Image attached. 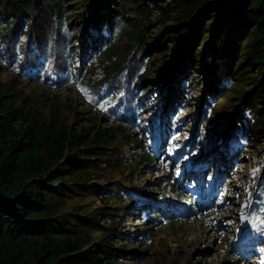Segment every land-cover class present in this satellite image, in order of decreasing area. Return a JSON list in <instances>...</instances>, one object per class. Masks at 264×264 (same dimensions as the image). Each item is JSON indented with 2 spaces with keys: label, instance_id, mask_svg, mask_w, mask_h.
<instances>
[{
  "label": "trees",
  "instance_id": "obj_1",
  "mask_svg": "<svg viewBox=\"0 0 264 264\" xmlns=\"http://www.w3.org/2000/svg\"><path fill=\"white\" fill-rule=\"evenodd\" d=\"M0 70L15 72L0 74V264L140 262L134 240L151 245L225 188L207 170L153 169L164 143L190 168L227 131L231 163L251 158L248 203L264 218V0H0ZM18 77L80 90L111 125L78 100H33ZM251 228L255 242L226 261L264 246Z\"/></svg>",
  "mask_w": 264,
  "mask_h": 264
},
{
  "label": "rangeland",
  "instance_id": "obj_2",
  "mask_svg": "<svg viewBox=\"0 0 264 264\" xmlns=\"http://www.w3.org/2000/svg\"><path fill=\"white\" fill-rule=\"evenodd\" d=\"M75 12V14H73ZM83 12L78 4L72 6V9L67 17L68 21L72 24L81 20ZM155 31V30H154ZM87 64L84 65V68ZM0 74L5 81L13 80L15 72L12 70L1 71ZM19 78V88L22 93L32 96L33 100H42L48 103L51 100H60L62 103L67 101H80L83 107L79 111H88L91 114L87 117L89 120H100L104 127H109L111 124L101 119V111L93 105L85 102L83 96L75 88L60 87L55 88L50 84L43 81H32L22 77ZM24 79V80H23ZM52 86V87H51ZM90 100L89 98H87ZM91 101V100H90ZM79 102V103H80ZM93 104V103H92ZM45 104H43L44 106ZM190 116V115H189ZM188 116V117H189ZM91 121L83 123L89 126ZM82 125V124H81ZM184 129L191 124L184 122ZM192 128V126L190 127ZM189 128V129H190ZM193 130V129H192ZM192 132V131H189ZM160 132L161 138H164ZM189 136L191 133H184ZM227 141L228 131L224 139L217 143L216 147L209 152L200 151L195 155L191 167L189 168L188 161L181 158V151L175 157L174 154L169 153L171 149L176 148L174 144L166 146L164 143L159 162L152 166L153 169L160 171L159 173L166 174L171 169L186 171L188 174L194 173V170H200V165H204V172L207 169V177L210 182L214 183L220 181L225 185L223 192H219V203H215L212 207L206 210H199V216L186 221H177L168 229L163 227L154 236V242L151 245L141 247V244L134 240L130 244V249L137 252V254H144V258L140 262L131 260H124L127 264H236L230 257L226 261L223 253L228 248H233L237 243L251 244L255 242L253 231L251 228V221L257 219V223L261 225L258 237H264V218L255 214L253 210L252 193L255 191L256 185L252 187V193L249 192L247 184L251 182L253 177L252 161L249 156H242L237 162L233 164L227 154ZM164 140L160 143L163 144ZM226 142V143H225ZM202 144L196 146L199 149ZM171 147V148H170ZM182 147V145L180 146ZM221 152L218 157L215 156L216 152ZM185 156V155H184ZM213 158L221 164V171L215 172ZM199 166V167H198ZM203 169V168H202ZM176 172V171H175ZM215 172V173H214ZM226 172L228 178H223L222 174ZM156 173L142 174L144 175L143 181L139 182V186L152 185L153 179H156ZM174 173V172H173ZM175 175V173H174ZM180 176V174H179ZM178 177V176H177ZM188 177V176H187ZM189 180V177H188ZM148 183V184H147ZM213 184V185H214ZM211 185V184H210ZM179 187V185L177 186ZM226 203V204H225ZM124 206V203H121ZM222 205V206H221ZM252 217V218H251ZM133 223L141 225V221L136 220V216L132 215ZM259 250V252H258ZM231 256V255H230ZM238 264H264V246H257L254 254L248 258L243 257L239 260Z\"/></svg>",
  "mask_w": 264,
  "mask_h": 264
}]
</instances>
